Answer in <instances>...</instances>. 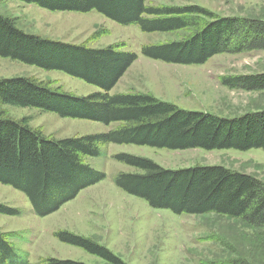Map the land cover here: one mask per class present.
<instances>
[{
	"label": "trees",
	"instance_id": "1",
	"mask_svg": "<svg viewBox=\"0 0 264 264\" xmlns=\"http://www.w3.org/2000/svg\"><path fill=\"white\" fill-rule=\"evenodd\" d=\"M50 10H96L122 24H138L146 32L185 28L193 32L180 40L146 44L144 56L176 64H202L223 52L264 49V19L219 16L196 4L151 5L147 0H21ZM0 55L58 69L98 86L87 96L51 86L34 77L0 78V182L25 193L35 213L47 216L73 200L85 188L106 178V173L85 161L100 156L109 143L149 145L172 150L203 148L264 150V109L226 117L185 109L152 93H110L139 58L118 45L92 48L37 34L18 27L14 18L0 13ZM228 87L264 89V72L222 77ZM3 103L31 106L63 117L89 119L120 126L105 132L52 138L16 119ZM115 159L137 168L120 172L115 183L129 194L145 199L154 208L175 214H219L264 225V181L252 174L223 165L166 168L149 157L121 152ZM0 213L21 215V208L0 203ZM15 232L0 231V264H88L49 257L32 263L18 251L11 238ZM55 236L79 246L111 264L126 262L108 246L67 229ZM231 264H255L248 259Z\"/></svg>",
	"mask_w": 264,
	"mask_h": 264
},
{
	"label": "rangeland",
	"instance_id": "2",
	"mask_svg": "<svg viewBox=\"0 0 264 264\" xmlns=\"http://www.w3.org/2000/svg\"><path fill=\"white\" fill-rule=\"evenodd\" d=\"M147 3L196 4L210 10L215 17L264 19V0H147ZM0 13L14 18L22 30L45 38L92 48L116 44L120 50L136 52L139 60L135 68L110 93L150 92L185 109L226 117L264 109V89L248 90L222 84L223 76L264 72V49L223 52L202 64L168 63L144 56L142 47L183 39L193 29L146 32L138 24L122 25L96 10H50L21 0H0ZM17 76L34 77L76 95L102 91L62 70H48L0 55V78ZM2 108L13 118H28L32 128L57 139L105 132L121 124L63 117L31 106L3 103ZM102 151L100 156H86L85 161L105 172L106 178L47 216L35 213L25 193L0 182V203L23 211L21 215L0 213V231L15 232L11 242L18 251L28 253L32 263L55 257L88 264H111L55 236L56 231L67 229L108 246L126 264H231L238 258L264 264V225H249L242 219L215 213L175 214L167 208H154L115 183L120 172L139 170L114 157L121 152L132 153L149 157L166 168L218 164L264 181L262 148L172 150L109 143L102 145Z\"/></svg>",
	"mask_w": 264,
	"mask_h": 264
},
{
	"label": "crops",
	"instance_id": "3",
	"mask_svg": "<svg viewBox=\"0 0 264 264\" xmlns=\"http://www.w3.org/2000/svg\"><path fill=\"white\" fill-rule=\"evenodd\" d=\"M139 60V58L132 64V66L126 71V73L122 76V78L119 80V82L120 81H122L123 79H125L126 77H127V75L129 74V73H131L132 71H133V69L135 68V63L137 62ZM118 84V83H117ZM116 86V85H115ZM147 93H150V92H147ZM153 94V93H152ZM98 184V183H97ZM97 184H95V185H97ZM95 185H92V186H90V187H93V186H95ZM87 188H89V187H87ZM86 189V188H85ZM85 189H83L82 191H84ZM81 191V192H82ZM80 192V193H81ZM79 193V194H80ZM78 194V195H79ZM3 232V231H2ZM10 232H13V231H10Z\"/></svg>",
	"mask_w": 264,
	"mask_h": 264
}]
</instances>
